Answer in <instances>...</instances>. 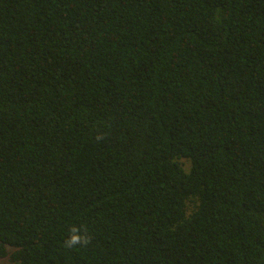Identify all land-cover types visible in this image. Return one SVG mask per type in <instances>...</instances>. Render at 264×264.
<instances>
[{
	"label": "trees",
	"instance_id": "trees-1",
	"mask_svg": "<svg viewBox=\"0 0 264 264\" xmlns=\"http://www.w3.org/2000/svg\"><path fill=\"white\" fill-rule=\"evenodd\" d=\"M0 261L264 264V0H0Z\"/></svg>",
	"mask_w": 264,
	"mask_h": 264
},
{
	"label": "clouds",
	"instance_id": "clouds-1",
	"mask_svg": "<svg viewBox=\"0 0 264 264\" xmlns=\"http://www.w3.org/2000/svg\"><path fill=\"white\" fill-rule=\"evenodd\" d=\"M73 231L76 232L77 234L72 235L70 237V239H68L66 241V244H67L68 247H72L73 245L80 244V243H84V244L88 243V238L87 237H81L78 234V230L77 229H73Z\"/></svg>",
	"mask_w": 264,
	"mask_h": 264
},
{
	"label": "rangeland",
	"instance_id": "rangeland-1",
	"mask_svg": "<svg viewBox=\"0 0 264 264\" xmlns=\"http://www.w3.org/2000/svg\"><path fill=\"white\" fill-rule=\"evenodd\" d=\"M0 263H1V261H0Z\"/></svg>",
	"mask_w": 264,
	"mask_h": 264
}]
</instances>
